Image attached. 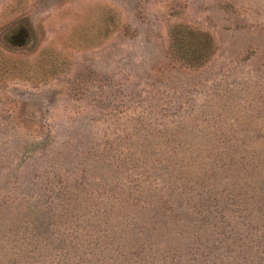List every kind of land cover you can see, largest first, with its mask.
<instances>
[{
  "label": "rangeland",
  "instance_id": "rangeland-1",
  "mask_svg": "<svg viewBox=\"0 0 264 264\" xmlns=\"http://www.w3.org/2000/svg\"><path fill=\"white\" fill-rule=\"evenodd\" d=\"M33 230L32 264H264V0H0V264Z\"/></svg>",
  "mask_w": 264,
  "mask_h": 264
},
{
  "label": "trees",
  "instance_id": "trees-1",
  "mask_svg": "<svg viewBox=\"0 0 264 264\" xmlns=\"http://www.w3.org/2000/svg\"><path fill=\"white\" fill-rule=\"evenodd\" d=\"M185 129L186 128H180L179 126L172 124L171 126H168V129L164 127L159 128L157 126L156 128L155 127L152 128V131L143 132V136H142L143 142L144 143L149 142V143L142 147V151L145 149L146 154L151 152L153 154L161 153L163 155L164 153L171 150V148H173L174 150L172 154L174 157H176L177 155L176 148L177 149L184 148L186 143H192L188 140L187 134H185L187 133ZM154 131H160V132L154 138H149V136H152V137L154 136V134H152L154 133ZM194 132L199 134L198 130H195ZM180 134L186 135L184 136L183 141L179 139L180 137H182L180 136ZM181 159H185V157L182 156ZM176 164H179V167H180V163L178 160L176 162H171L170 167L175 166ZM7 240L8 241H6V243H10L9 249L11 250L10 252H7V254H10L14 260H15L14 256H16V259L19 258L21 261L23 262L25 261L26 264H32L31 260L32 261L35 260V255L37 253H41V250L43 251L44 254L47 253V248H46L47 241H45L41 247L42 238H38V234L34 230H33V233L31 235H27V237H24V235H22V237L18 239L8 238ZM53 247H54L53 249H55V246ZM96 248H97V251H95V249L93 250L92 248H89V252H87V254H84V256L82 257H86L87 261L89 258H91L94 255H96L97 257H101L102 252H105L107 247L98 245ZM59 252L60 250H58V253ZM78 261L82 263L84 262L82 260H78Z\"/></svg>",
  "mask_w": 264,
  "mask_h": 264
}]
</instances>
